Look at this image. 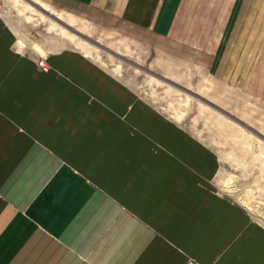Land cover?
<instances>
[{
  "label": "crops",
  "instance_id": "1",
  "mask_svg": "<svg viewBox=\"0 0 264 264\" xmlns=\"http://www.w3.org/2000/svg\"><path fill=\"white\" fill-rule=\"evenodd\" d=\"M224 1H146L134 22L202 38L196 8L232 39L244 0ZM16 42L0 14V264H264V223L217 185V149L81 53L50 50L42 69Z\"/></svg>",
  "mask_w": 264,
  "mask_h": 264
},
{
  "label": "rangeland",
  "instance_id": "2",
  "mask_svg": "<svg viewBox=\"0 0 264 264\" xmlns=\"http://www.w3.org/2000/svg\"><path fill=\"white\" fill-rule=\"evenodd\" d=\"M146 1L158 0H129L131 23L124 20L128 13H122L121 0L110 8L102 6L105 0L82 6L68 0H0V14L17 33L15 46L31 52L40 68L49 67L50 50L77 51L194 130L220 154V189L264 223V0L241 2L239 12L228 17L238 37L227 40L196 21V8L192 17L187 14L194 19L191 32L202 38L157 37L134 22ZM153 7L151 18L158 9ZM224 9L221 1L216 10Z\"/></svg>",
  "mask_w": 264,
  "mask_h": 264
},
{
  "label": "water",
  "instance_id": "3",
  "mask_svg": "<svg viewBox=\"0 0 264 264\" xmlns=\"http://www.w3.org/2000/svg\"><path fill=\"white\" fill-rule=\"evenodd\" d=\"M33 3V2H32ZM45 11V10H44ZM47 14H49V15H51L52 17H54L55 18V16H53L50 12H47ZM57 21H59V22H61L62 24H64L66 27H68V28H71L70 26H68L65 22H63V21H60L59 20V18H55ZM72 29V28H71ZM74 30V29H73ZM75 32H77L78 34H80V35H82V36H84L81 32H79V31H77V30H74ZM85 37V36H84ZM89 39V38H88ZM89 40H91V39H89ZM91 41H94V40H91ZM97 43V42H96ZM97 44H99V43H97ZM100 46H101V44H99Z\"/></svg>",
  "mask_w": 264,
  "mask_h": 264
},
{
  "label": "built area",
  "instance_id": "4",
  "mask_svg": "<svg viewBox=\"0 0 264 264\" xmlns=\"http://www.w3.org/2000/svg\"><path fill=\"white\" fill-rule=\"evenodd\" d=\"M43 62V61H41ZM184 264H200L199 262H197L195 259L189 257L185 260Z\"/></svg>",
  "mask_w": 264,
  "mask_h": 264
}]
</instances>
